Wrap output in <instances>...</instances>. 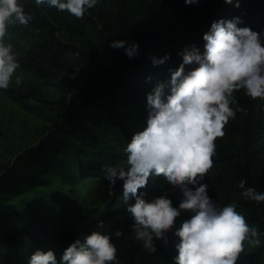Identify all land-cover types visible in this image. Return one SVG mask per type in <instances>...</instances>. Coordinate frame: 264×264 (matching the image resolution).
Listing matches in <instances>:
<instances>
[{
  "label": "trees",
  "instance_id": "1",
  "mask_svg": "<svg viewBox=\"0 0 264 264\" xmlns=\"http://www.w3.org/2000/svg\"><path fill=\"white\" fill-rule=\"evenodd\" d=\"M18 2L32 20L10 25L8 35L24 31L32 42L16 56L20 67L8 89H0V112L22 127L31 118L32 126L25 127L18 151L0 131V145L6 142L12 154L0 160V264H28L37 249L51 248L59 259L78 236L116 229L123 233L112 236L119 264H175V232L192 213L183 210L167 242L154 240L157 251L149 253L134 238L127 212L134 198L123 201L121 179L111 190L102 165L126 166V146L147 124V95L157 82L170 80V70L182 64L179 53L192 45L202 52L203 36L219 18L240 16L238 26L264 30V0H241L239 8L224 0L198 8L185 0H99L81 18L35 0ZM114 39L138 41L139 55L129 58L123 48L110 47ZM75 52L80 55H67ZM165 54V63L153 65V55ZM74 65L81 66L72 78ZM234 95L244 110L216 139L202 183L217 204L234 202L258 229L255 243L244 241L237 264H264V202L243 198L239 188L244 179L246 187L264 192V99L253 100L243 89ZM139 191L146 201L167 193L173 206L179 203V188L163 177L150 176Z\"/></svg>",
  "mask_w": 264,
  "mask_h": 264
},
{
  "label": "clouds",
  "instance_id": "2",
  "mask_svg": "<svg viewBox=\"0 0 264 264\" xmlns=\"http://www.w3.org/2000/svg\"><path fill=\"white\" fill-rule=\"evenodd\" d=\"M99 3V0H35L68 11L77 18ZM206 0H185L186 6L198 8ZM239 8L241 0H224ZM32 14L18 0H0V89H8L20 67L12 46L6 42L10 25H28ZM242 17L219 18L203 36V51L195 45L186 46L179 55L182 64L170 70V80L157 82L147 95L149 115L146 127L138 131L126 146V166L102 165V172L111 190L117 179L123 181L122 197L134 221V238L149 253L157 251L155 241L167 242L166 233L174 226L183 210L192 215L176 229L180 238L175 244V264H237L244 241L257 237L258 229L246 222L236 211V204L220 206L208 194L205 180L216 155V139L225 135V126L234 119L239 107L234 93L243 89L246 96L264 99V30L238 26ZM112 48H123L129 58L139 55V42L114 39ZM69 58L79 52L68 53ZM169 59L153 55V65ZM81 65H74L75 73ZM187 69V71H186ZM66 74V73H65ZM64 74V75H65ZM150 79V77H149ZM19 85L21 79L16 77ZM167 89V92H166ZM236 105V107H233ZM163 177L172 189L179 188L177 206L165 195L146 201L144 189L149 177ZM194 186V187H190ZM241 196L264 202V192L246 187L241 179ZM100 228L104 222H98ZM122 230H93L83 239L78 236L57 259L53 249H37L28 264H119L117 247L112 236Z\"/></svg>",
  "mask_w": 264,
  "mask_h": 264
},
{
  "label": "rangeland",
  "instance_id": "3",
  "mask_svg": "<svg viewBox=\"0 0 264 264\" xmlns=\"http://www.w3.org/2000/svg\"><path fill=\"white\" fill-rule=\"evenodd\" d=\"M5 40L12 46V51L15 55L18 56L20 52L30 45L32 37L29 33H25L23 31V33L7 35ZM4 115L0 112V131L4 134L5 141L13 145L14 149L18 151L19 147L24 144V129L29 125L32 126V124H30L32 119L29 118L26 125H23L22 127L20 123H17L16 121H9L7 115ZM23 119L24 118H22V120ZM6 142H4V146L0 145V160L11 158L12 154L6 151Z\"/></svg>",
  "mask_w": 264,
  "mask_h": 264
}]
</instances>
